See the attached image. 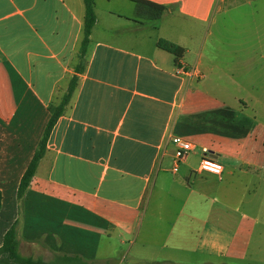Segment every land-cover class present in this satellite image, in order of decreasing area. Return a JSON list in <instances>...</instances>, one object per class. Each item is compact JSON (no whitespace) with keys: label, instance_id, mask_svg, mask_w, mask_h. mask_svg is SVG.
I'll return each mask as SVG.
<instances>
[{"label":"crops","instance_id":"0c3cea01","mask_svg":"<svg viewBox=\"0 0 264 264\" xmlns=\"http://www.w3.org/2000/svg\"><path fill=\"white\" fill-rule=\"evenodd\" d=\"M145 1L165 7L160 19L133 0H94L83 52L84 0H0V245L20 218L19 247L100 260L111 258L99 256L102 243L117 239L130 243V264H175L176 251L201 264L245 260L264 217V121L236 108L247 105L241 78L207 52L226 0ZM73 78L21 201L49 107ZM172 136L194 144L176 172ZM205 153L221 176L198 170Z\"/></svg>","mask_w":264,"mask_h":264},{"label":"rangeland","instance_id":"374dc122","mask_svg":"<svg viewBox=\"0 0 264 264\" xmlns=\"http://www.w3.org/2000/svg\"><path fill=\"white\" fill-rule=\"evenodd\" d=\"M208 31V55L216 60L218 66L227 72L234 70L236 77L241 78L243 87H239L241 89L237 92L243 95L247 105L237 101L236 108L246 114H257L264 121V0H226ZM229 91L235 93L233 89ZM20 208L17 200L19 213ZM259 220L257 229L251 235L245 260H232L229 264H264V217ZM1 221L4 222V218ZM129 248L128 241H104L99 256L110 252L111 258L98 261L116 264L122 259L121 264H130L133 258L132 252L128 253ZM19 252L44 261L56 255L39 243L28 242L20 245ZM174 254L175 264H201L204 260V256L191 251H176Z\"/></svg>","mask_w":264,"mask_h":264},{"label":"trees","instance_id":"16d2710c","mask_svg":"<svg viewBox=\"0 0 264 264\" xmlns=\"http://www.w3.org/2000/svg\"><path fill=\"white\" fill-rule=\"evenodd\" d=\"M137 3L140 12L147 14V17L152 20H158L166 10L163 5L155 4L145 0H133ZM85 2V19H84V38H83V52L90 40V33L92 27L96 23V16L94 13V0H84ZM158 47L173 53L177 58L182 57L184 48L166 39H159ZM76 81L73 78L68 90L63 95L58 104H52L49 107L51 116L47 123L43 137L39 143V147L35 151L31 161L29 162L24 174L20 180L17 196L22 201L25 192L27 191L30 181L37 170V166L44 155L46 140L56 123L58 117L65 111V108L75 89ZM3 206V193L0 190V211ZM20 218H17L12 225L6 230L3 235L2 244L0 245V264H110L109 261L99 262L98 260L85 259L80 255H70L65 253H55V257L49 261L42 259H34L31 256H23L19 252V244L21 240L20 234ZM40 243V242H39Z\"/></svg>","mask_w":264,"mask_h":264},{"label":"built area","instance_id":"2783aa9c","mask_svg":"<svg viewBox=\"0 0 264 264\" xmlns=\"http://www.w3.org/2000/svg\"><path fill=\"white\" fill-rule=\"evenodd\" d=\"M178 73L180 75H193L194 70H187L184 67H179ZM171 140L176 145L174 163L172 167V171L176 172L181 161H183L187 157L188 153L194 148V144L190 140L181 136H172ZM198 170L221 176L223 173V165L213 156L205 153L200 161Z\"/></svg>","mask_w":264,"mask_h":264}]
</instances>
